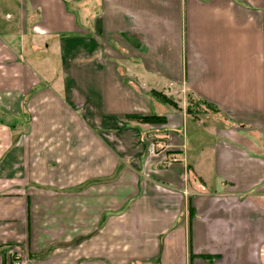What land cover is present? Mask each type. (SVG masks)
I'll list each match as a JSON object with an SVG mask.
<instances>
[{"label": "crops", "instance_id": "1", "mask_svg": "<svg viewBox=\"0 0 264 264\" xmlns=\"http://www.w3.org/2000/svg\"><path fill=\"white\" fill-rule=\"evenodd\" d=\"M12 251L264 264V0H0V264Z\"/></svg>", "mask_w": 264, "mask_h": 264}, {"label": "built area", "instance_id": "2", "mask_svg": "<svg viewBox=\"0 0 264 264\" xmlns=\"http://www.w3.org/2000/svg\"><path fill=\"white\" fill-rule=\"evenodd\" d=\"M167 145L159 142H150L147 146V154L149 156L162 155L167 151ZM178 162L177 157L171 155L168 157L167 163L172 164ZM10 264H28V261L25 258H22L17 252L13 251L9 255Z\"/></svg>", "mask_w": 264, "mask_h": 264}, {"label": "trees", "instance_id": "3", "mask_svg": "<svg viewBox=\"0 0 264 264\" xmlns=\"http://www.w3.org/2000/svg\"><path fill=\"white\" fill-rule=\"evenodd\" d=\"M157 98L160 99V101H162L164 104H172V102L170 100H168L165 96L161 95V94H157V93H153ZM189 104H193V105H198V102H191V100L188 101ZM188 111H190V109H187ZM126 119H133L135 121H137L138 123H142V124H160V123H164L165 122V118L162 116H127ZM206 259H209L207 257H204Z\"/></svg>", "mask_w": 264, "mask_h": 264}, {"label": "rangeland", "instance_id": "4", "mask_svg": "<svg viewBox=\"0 0 264 264\" xmlns=\"http://www.w3.org/2000/svg\"><path fill=\"white\" fill-rule=\"evenodd\" d=\"M16 7H17V5H16ZM39 54V53H38ZM192 124H191V122L189 121L188 122V126H191ZM157 141H160V140H151L150 142H157ZM160 142H162V143H164L163 141H160Z\"/></svg>", "mask_w": 264, "mask_h": 264}]
</instances>
